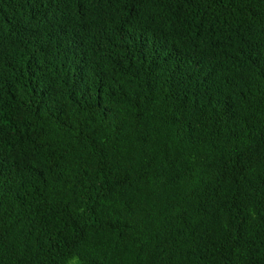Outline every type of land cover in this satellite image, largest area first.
Returning a JSON list of instances; mask_svg holds the SVG:
<instances>
[{
    "label": "trees",
    "instance_id": "obj_1",
    "mask_svg": "<svg viewBox=\"0 0 264 264\" xmlns=\"http://www.w3.org/2000/svg\"><path fill=\"white\" fill-rule=\"evenodd\" d=\"M0 264H264V0H0Z\"/></svg>",
    "mask_w": 264,
    "mask_h": 264
}]
</instances>
